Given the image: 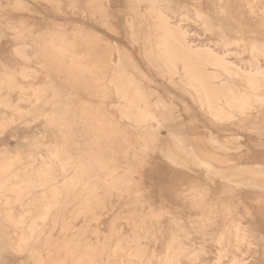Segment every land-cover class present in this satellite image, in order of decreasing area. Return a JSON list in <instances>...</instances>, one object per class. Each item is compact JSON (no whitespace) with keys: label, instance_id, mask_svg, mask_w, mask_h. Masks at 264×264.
<instances>
[{"label":"rangeland","instance_id":"1","mask_svg":"<svg viewBox=\"0 0 264 264\" xmlns=\"http://www.w3.org/2000/svg\"><path fill=\"white\" fill-rule=\"evenodd\" d=\"M136 1L0 0V264H120L116 239L133 247L127 264H264V92L253 111L213 121L150 54L159 32ZM194 1L163 9L186 42L233 37L213 0ZM240 48L229 49L245 70ZM52 187L54 211L41 195Z\"/></svg>","mask_w":264,"mask_h":264},{"label":"bare ground","instance_id":"2","mask_svg":"<svg viewBox=\"0 0 264 264\" xmlns=\"http://www.w3.org/2000/svg\"><path fill=\"white\" fill-rule=\"evenodd\" d=\"M139 1L140 0H137L136 2L139 3ZM144 1H146L148 3V11H149L150 17L153 20V28H155L159 32V35L157 36V38L153 42V45H152L153 47L150 49V51H151L150 54L153 55L156 59L161 60V65H160L161 68H165V70H168L172 76L177 77L178 81L188 89V91L193 95V97L197 101L200 109L206 115H208L213 121L219 122V123H226V122L231 121L233 118L232 114L234 111H237V112L242 113V114L247 113L248 111H250V109L253 111L254 110L253 103L255 104V102L251 98V95L254 92H258V91L264 92V24L262 23L263 20L256 19L255 16L252 17L251 14L254 12H260V13H263V16H264V0H213L212 1V10L214 11V13L217 14L216 17L218 19H220L226 25V27L228 28V30L231 32V34L233 36L231 39H228V37L226 35L223 36L220 34L219 38L216 39V44H217L216 48H211V46L209 44H206L204 46L201 45V47H203V48H201L200 46H197L198 48L197 47L193 48L189 44V42H186V40L184 38L185 31L182 30V28H180L179 26H173L169 22V18L163 12V9L166 8L167 0H144ZM198 1H200V0L194 1V3H195L194 6H197L196 4H198L197 3ZM241 3L245 4V6H247L248 11L247 10L246 11L248 12L247 14H249V15H247V14L246 15L249 19H251L252 22L245 23L249 19H247V17H245L246 12L242 9L243 7L241 8ZM229 7L231 10L230 16L227 15V9ZM204 23H206V22H204ZM206 25H207V23H206ZM208 26L211 28L210 25H208ZM242 31L244 33H242ZM244 44H246V45L244 46ZM231 46L232 47L233 46H235V47L241 46L243 51H247V53H249L251 61L248 63L250 65L247 69L244 70V69L240 68L238 65H236V63L234 61H232L233 59L231 57L232 56L236 57V56H238V54L230 51L229 48ZM219 48H220V50L216 51ZM236 59H237V57H236ZM113 61H114V64H116V65L119 64L120 60H119V56L117 55V53L115 54V58ZM252 64H255V65H252ZM259 64H263V65L260 66ZM28 67H30V66H28ZM28 67L24 66V68H26L27 71H28ZM24 68H22V69H24ZM26 70H25V72H27ZM37 71L43 75V77H44L43 82H48L46 80L50 77H49V74H47L46 70H44L42 68H38ZM25 72H23V75H26ZM15 73H17V72H15ZM119 75H120V72H118V76ZM16 77L18 80V75ZM21 77L24 78V76H21ZM22 78H20V80ZM5 79L8 80V78H5ZM27 79H28V77H27ZM20 80H18V82ZM24 80L26 82V79H24ZM24 80L22 79V82H24ZM6 82H7V84L9 83L8 81H6ZM239 86L242 89L244 88V91H242V89H240ZM23 87L21 88V90L23 89ZM28 90H29V87H28ZM24 91H26V90H24ZM115 93H117V88H115ZM125 110H126V108H125ZM135 111L138 112V114H139V118L138 117L136 118L137 120L138 119H142V120L144 119L145 121H147L148 119L152 118L151 114L145 112L144 108L141 106H136ZM125 118H126V116H125ZM3 119H1V120H3ZM126 119H128V117ZM6 121H8V120L6 119ZM0 122L3 123L2 121H0ZM170 132H172V131H170ZM207 132L211 133L210 130H207ZM168 134H169V132H168ZM173 137H175V136H173ZM177 140H179V139H177ZM53 158H51V159H53ZM4 161H3V163H4ZM197 161H198L199 165L201 164V166L204 167V169L208 170L211 168V165L208 162L201 160V159H198ZM54 163H55V160H54ZM8 170H9L8 166H6V167L1 166V168H0L1 172L2 171L6 172ZM61 173H62V171H61ZM18 178L13 177V179L17 180V182H18ZM7 182H8V180H7ZM0 183H1L0 184V190L5 189L6 188V184H5L6 181H5V183H2V182H0ZM18 183H20V182H18ZM70 184H74V183L70 182ZM17 185H19V184H16V186ZM13 186H15V185H13ZM42 186H43V184H42ZM10 188H12V187H10ZM12 190H13V188H12ZM23 190H18L17 192L15 191V195L16 194L22 195ZM59 190L60 189H58V188L52 187L51 189L48 188V190H47L48 192H45V194L43 192H41L42 198H46V201H48V207L52 211H54V209L57 208V206H58L57 197L59 196L58 195ZM27 192H29V191H27ZM25 194H28V193H25ZM3 198H5V197L3 196ZM6 200L8 201V198ZM1 205L3 206V204H1ZM43 210H45V209H43ZM28 213L30 215V212H28ZM47 213H49V212H47V210H46V214ZM24 215L27 217L26 214H24ZM49 215H50V213H49ZM6 216L8 217L9 215H6ZM45 216H47V215H45ZM19 218L22 219L23 217L19 216ZM8 220H9V218H8ZM22 220H21V222H22ZM10 221H11V219H10ZM41 222H42V220H41ZM12 223H14V222H11V224ZM17 223H15V225H17ZM32 223H34V221ZM32 223H31V227L29 226V229L27 230V235L28 234L34 235L37 231L36 226L34 224L32 225ZM20 224L22 225L23 223H20ZM20 224H18V225H20ZM15 225H14V227H15ZM227 229H228V227H227ZM128 230H129V228H128ZM236 230H237V228H236ZM236 230H234V231H236ZM121 234H120V236H121ZM235 234H236L235 235L236 240L238 239V241H239V238H240L239 235L237 233H235ZM23 235H24V232H22V230H21V232L19 233V236L16 238L15 247H12V249H14L15 251H19V249H20L19 247H20L21 243L25 244L24 239H23L24 238ZM35 237L37 238V236H35ZM124 237H125V235H124ZM28 238H30V237H28ZM31 238H33V240H34V237H31ZM131 238H132V235H131ZM223 238H225V237H223ZM114 241H115L114 245L111 248L113 257L116 260H118L120 264H127V263L133 262L134 257L132 259V254H130V251L133 249V247L131 246L130 241L127 244V245H129V250H130L128 255H126V250H124L125 249L124 244L119 242V240H117V239ZM238 241H236V242H238ZM236 242H234V243H236ZM221 243H222V241H221ZM28 244H29V241H28ZM26 246H27V243H26ZM135 251H136V248H135ZM236 251H237V249H236ZM19 252H21V249ZM133 253H134V251H133ZM16 254H17V252H16ZM136 260H137V257H136ZM235 263L240 264L238 261H235Z\"/></svg>","mask_w":264,"mask_h":264}]
</instances>
